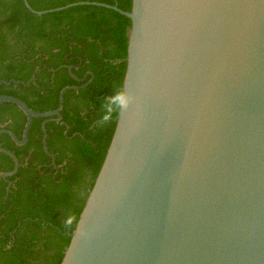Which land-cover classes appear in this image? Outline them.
Segmentation results:
<instances>
[{"label": "water", "instance_id": "water-1", "mask_svg": "<svg viewBox=\"0 0 264 264\" xmlns=\"http://www.w3.org/2000/svg\"><path fill=\"white\" fill-rule=\"evenodd\" d=\"M123 87L103 163L59 264H264V0H131ZM69 75L77 80L71 67ZM57 108L36 112L0 95L26 121L41 118L42 149ZM33 80V77L30 81ZM14 86L19 82H0ZM26 86L28 83H21ZM13 161L16 156L0 146Z\"/></svg>", "mask_w": 264, "mask_h": 264}, {"label": "trees", "instance_id": "trees-1", "mask_svg": "<svg viewBox=\"0 0 264 264\" xmlns=\"http://www.w3.org/2000/svg\"><path fill=\"white\" fill-rule=\"evenodd\" d=\"M26 1L38 12L79 2L131 9V0ZM129 29L127 17L99 6L37 16L22 0H0V82H19L2 84L0 95L16 97L36 112L52 111L62 88L81 86L92 74L85 87L64 93L61 122L45 126L53 158L42 149L44 119H32L24 145L0 135V146L20 165L0 180V264L61 262L74 230L64 227V215H80L115 129L116 118L97 128V115L102 98L123 87ZM25 121L15 105L0 103V129L20 140ZM12 169L13 161L0 153V173Z\"/></svg>", "mask_w": 264, "mask_h": 264}, {"label": "clouds", "instance_id": "clouds-1", "mask_svg": "<svg viewBox=\"0 0 264 264\" xmlns=\"http://www.w3.org/2000/svg\"><path fill=\"white\" fill-rule=\"evenodd\" d=\"M134 100L135 98L125 88L114 90L110 95L103 97L97 115L96 127L102 129L110 126L118 114L123 113L133 105ZM63 224L69 231L75 229L77 235L84 234L81 227L83 218L76 213L66 212Z\"/></svg>", "mask_w": 264, "mask_h": 264}]
</instances>
